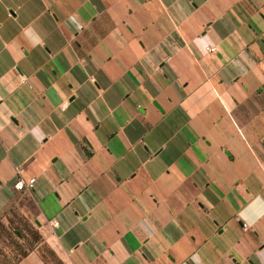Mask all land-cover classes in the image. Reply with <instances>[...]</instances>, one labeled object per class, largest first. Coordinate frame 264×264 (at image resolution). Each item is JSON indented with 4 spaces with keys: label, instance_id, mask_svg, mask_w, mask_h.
<instances>
[{
    "label": "crops",
    "instance_id": "0c3cea01",
    "mask_svg": "<svg viewBox=\"0 0 264 264\" xmlns=\"http://www.w3.org/2000/svg\"><path fill=\"white\" fill-rule=\"evenodd\" d=\"M20 195L54 264H264V0H0Z\"/></svg>",
    "mask_w": 264,
    "mask_h": 264
},
{
    "label": "rangeland",
    "instance_id": "374dc122",
    "mask_svg": "<svg viewBox=\"0 0 264 264\" xmlns=\"http://www.w3.org/2000/svg\"><path fill=\"white\" fill-rule=\"evenodd\" d=\"M35 213L33 203L20 195L0 216V264H14L34 249L44 251L49 264H54L55 259L43 241V232L35 223Z\"/></svg>",
    "mask_w": 264,
    "mask_h": 264
},
{
    "label": "built area",
    "instance_id": "2783aa9c",
    "mask_svg": "<svg viewBox=\"0 0 264 264\" xmlns=\"http://www.w3.org/2000/svg\"><path fill=\"white\" fill-rule=\"evenodd\" d=\"M208 51H213V47H208ZM16 172H19L17 169ZM34 183V177H29L28 179H23L20 175L17 176L13 183V188L15 190H22V189H28L31 188Z\"/></svg>",
    "mask_w": 264,
    "mask_h": 264
}]
</instances>
